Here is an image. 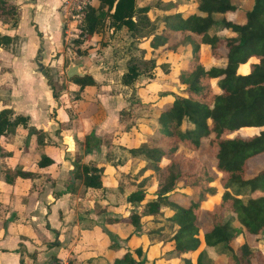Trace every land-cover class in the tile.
I'll return each mask as SVG.
<instances>
[{"label": "trees", "instance_id": "obj_1", "mask_svg": "<svg viewBox=\"0 0 264 264\" xmlns=\"http://www.w3.org/2000/svg\"><path fill=\"white\" fill-rule=\"evenodd\" d=\"M97 1V6L89 5L83 14L85 34L98 32L109 18L115 29L125 26L132 34L147 39L152 52L178 55L175 69L168 61L158 65L163 73H170L176 91L166 93L165 98L159 96L163 102L155 105L154 123L149 119L142 126L146 132L155 127L157 136H146V142L138 145L142 136L130 130L136 125H129L118 138L131 155H141L145 159L141 160L149 162L164 178L155 187L154 200L146 203L145 215L158 219L163 218L165 208L172 211L166 218L176 226L170 237L171 257L180 258L181 264H192L188 254L202 243L205 248H220L225 254V264H264V253L252 249L264 237V195L241 197L245 191L252 194L264 189V166L246 177V171L264 154V0H246L249 6L243 10L241 22L225 17L238 9L230 0H193L194 8L189 11L169 5L172 10L162 17L158 32L147 18V5L137 7L135 0ZM16 15L17 5L0 0V22L14 23ZM221 31L229 34H218ZM12 43V38L0 34V46ZM201 51L207 52L212 64H202ZM35 60L46 78L47 69L37 56ZM146 63L152 66L154 62L147 59ZM244 65L247 69L240 73L238 69ZM136 76L134 65H129L122 75L123 84H130ZM69 80L78 86L76 98H80L84 87L93 85L89 75H74ZM46 84L52 98H58L47 79ZM136 90L143 99L152 94L142 85ZM26 121V116L14 114L9 107L0 109L1 179L12 188L11 195L20 182H31L22 203L24 216L30 213L31 194L37 190L36 185L48 182L51 177V166L55 163L48 152L57 154L55 148L40 140V129L34 127L29 129L35 135L31 147H22L16 153L17 147H7L6 138ZM245 131L253 133L242 134ZM202 138L206 139L211 159L209 168L195 155ZM98 142L92 134L87 135L84 152H90ZM161 159L165 160L163 166ZM8 160L11 166L6 167L4 163ZM80 168V174L78 169L74 177L81 176L84 189L101 186L106 176L104 166L83 163ZM214 179L222 192L211 206L202 207L190 198L186 205L167 200L168 194L186 187L197 189L198 199L214 195L215 189L211 187ZM22 194L17 191L15 197ZM144 196L142 191H133L126 196V202L140 203ZM6 207L0 203V227L7 221L2 218ZM226 212L232 214L233 222L223 219ZM202 214L207 219L204 228L199 222ZM140 220L141 216L132 212L114 222L138 228ZM130 238L132 235L127 237L125 246L111 245L114 250L108 264L146 263L139 245L130 246ZM203 256L204 252L199 251L194 264H207Z\"/></svg>", "mask_w": 264, "mask_h": 264}, {"label": "rangeland", "instance_id": "obj_2", "mask_svg": "<svg viewBox=\"0 0 264 264\" xmlns=\"http://www.w3.org/2000/svg\"><path fill=\"white\" fill-rule=\"evenodd\" d=\"M230 2L238 9L226 14L225 17L232 22H241L242 12L249 6V2L246 0H230ZM97 4V0L90 1V6L95 7ZM135 5L148 6L147 18L154 25L153 30L157 32L161 28L162 17L172 10L168 9L171 7L169 5H174V8L180 11H189L194 8L193 0H135ZM58 10L62 19L59 48L56 52L53 49L48 51L47 64L42 62L43 48L41 46L36 55L39 63L47 69L44 82L46 83L47 79L58 98H52L51 90L46 84L50 100L46 97L47 102L40 105L42 113L38 115L37 110H31L27 113L26 117L29 120L26 124L17 126L14 134L6 138L7 147L10 149L12 146L17 147L14 149L16 153L22 147L33 145L35 135H31L29 129L30 126H42L39 124L40 117L43 122L46 118L47 121L55 119L52 121L54 123L41 127L40 140L55 148L58 159L69 155L67 158L72 160L70 165L72 164L73 175L68 180L69 187L67 186L73 198L70 201L69 210L71 217L67 216L68 227L62 240L55 238L60 246L58 254L53 255L50 262L45 260L44 264H108L114 250L111 245L115 243L125 246L129 235H132L129 241L130 246L139 245L146 260L145 264H181L180 258L171 257L173 253L170 237L175 232L176 226L166 218L172 211L165 208L163 218L158 219L145 215L148 209L146 203L154 200L155 187L157 183L163 182L164 178H161L159 170L153 168L149 162L141 160L144 159L141 155H131L122 147L123 142L118 140L129 125H136L134 127L136 130L134 128L130 130L142 136L138 145L146 142V136L151 138L157 136L155 127L146 132L142 131V126L147 124L149 119L154 123L155 105L159 106L163 102V98L159 99V96L165 98L166 93L176 91L171 83L170 73H163L158 65L168 61L170 67L175 69L178 65L176 63L178 55L173 57L164 51L152 52L147 39L132 34L125 26L115 29L109 18L104 20L98 32L87 35L82 31L83 15L73 18L66 15L63 2L60 3ZM218 34L229 33L221 31ZM147 59L153 60L152 66L146 63ZM200 60L204 66L213 63L207 52L201 51ZM71 65H77L78 71L89 75L93 80V85L84 87L80 98H76L78 86L73 85L66 76V71ZM129 65H134L137 76L130 84L124 85L122 75ZM36 69L39 70L37 65ZM246 69L247 66L244 65L239 67L238 71L244 73ZM14 84L15 81L12 82L0 74V100L2 101L0 106L8 105L10 91ZM29 85L34 84L30 78H26L25 82L19 83L17 88L24 89ZM139 85L152 94L145 99L141 98L136 90ZM17 91L12 98L14 103L19 106L28 104L24 107L30 108V99L23 94V91L19 92V89ZM14 113L18 112L14 110ZM253 131H245L242 134H250ZM89 134H92L99 142L90 152H84V141ZM156 139L160 143L159 139ZM205 143V138L200 139L201 146L195 155L209 168L211 159ZM186 154L189 152L186 151ZM161 162L163 166L165 160L161 159ZM83 163L104 166L103 173L106 176L99 188L84 189L81 176L74 177L78 169L80 174V166ZM4 164L6 167L11 166V161L8 160ZM263 166L264 154L246 171V177H251ZM54 179L51 176L48 183L52 184ZM28 187L29 182L22 181L16 185L13 194H10L12 198L10 201L13 200L14 204L13 202L8 204L11 205L13 212L21 208L26 195L25 189ZM211 187L215 189L214 195H205L198 199L197 189L186 187L168 194L167 200L186 205L187 198H190L198 201L202 207H206V204L211 206L222 192L217 179L211 182ZM17 191L23 193L19 198L15 197ZM133 191L145 193L140 203L126 202V196ZM258 195H264V189L252 194L245 191L241 197L246 199ZM132 212L141 216L138 228L123 222H114L115 219ZM223 219L234 221L232 214L228 212L224 213ZM199 222L204 228L207 219L203 214ZM75 225L77 228H74ZM252 249L264 253V237H261ZM199 251L204 252V263L225 264V254L220 251V248H205L202 243L194 252L188 254L192 264ZM167 257H169L168 260Z\"/></svg>", "mask_w": 264, "mask_h": 264}, {"label": "crops", "instance_id": "obj_3", "mask_svg": "<svg viewBox=\"0 0 264 264\" xmlns=\"http://www.w3.org/2000/svg\"><path fill=\"white\" fill-rule=\"evenodd\" d=\"M10 1L17 5V15L14 23L0 22V34L13 39L11 45L0 46V74L12 82L15 81V84L11 88L8 105L0 106V109L9 107L13 113L14 110L18 112L14 114L21 113L24 116H27L31 110H37L39 115L42 113L40 105L47 102L46 97L50 100V96L43 74L36 69L35 57L41 46L42 62L47 64L48 51L53 49L56 52L59 48L62 19L58 9L62 0ZM26 78H30L34 85L24 89L17 88ZM17 89L19 92L23 91V94L30 99V108L24 107L28 104L19 106L14 103L12 98L18 92ZM52 121H47L46 118L43 122L40 117L39 124L49 125L54 123ZM42 126L30 127L42 131ZM43 143L47 144L45 141ZM48 154L55 163L51 166V176L55 179L52 184L48 181L36 185L37 190L31 194L33 199L31 210L26 216L22 213L23 204L16 212L12 211L11 205L8 204V202L14 204L13 200L10 201L12 188L2 181L0 172V203L7 206L2 216L7 221L4 227H0V264H44L45 260L50 262L53 255L58 254L60 246L55 238L62 240L68 227L67 216L71 217L69 210L73 198L69 192L68 180L73 175V169L72 164L70 165L72 160L67 158L69 155L58 159V153L48 152ZM30 184L31 182L29 186Z\"/></svg>", "mask_w": 264, "mask_h": 264}, {"label": "built area", "instance_id": "obj_4", "mask_svg": "<svg viewBox=\"0 0 264 264\" xmlns=\"http://www.w3.org/2000/svg\"><path fill=\"white\" fill-rule=\"evenodd\" d=\"M91 0H62L66 8V15L70 17H80L90 5Z\"/></svg>", "mask_w": 264, "mask_h": 264}, {"label": "water", "instance_id": "obj_5", "mask_svg": "<svg viewBox=\"0 0 264 264\" xmlns=\"http://www.w3.org/2000/svg\"><path fill=\"white\" fill-rule=\"evenodd\" d=\"M77 69H78L77 65H71V66H69L68 69H67V71H66V76L67 77H71L72 75H77V76L84 75L83 72L78 71Z\"/></svg>", "mask_w": 264, "mask_h": 264}]
</instances>
